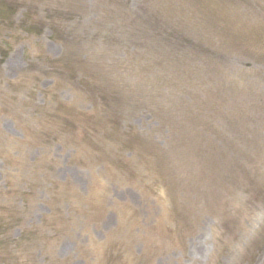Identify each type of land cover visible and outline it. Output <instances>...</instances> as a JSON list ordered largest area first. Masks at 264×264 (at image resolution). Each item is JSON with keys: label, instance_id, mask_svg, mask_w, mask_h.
Listing matches in <instances>:
<instances>
[{"label": "rangeland", "instance_id": "obj_1", "mask_svg": "<svg viewBox=\"0 0 264 264\" xmlns=\"http://www.w3.org/2000/svg\"><path fill=\"white\" fill-rule=\"evenodd\" d=\"M0 3V264H264V0Z\"/></svg>", "mask_w": 264, "mask_h": 264}, {"label": "trees", "instance_id": "obj_2", "mask_svg": "<svg viewBox=\"0 0 264 264\" xmlns=\"http://www.w3.org/2000/svg\"><path fill=\"white\" fill-rule=\"evenodd\" d=\"M11 14H12V10L8 9V7H6V4L0 3V21L10 20ZM23 28L25 29L26 26H23ZM25 31L31 33V31L29 30H25Z\"/></svg>", "mask_w": 264, "mask_h": 264}]
</instances>
